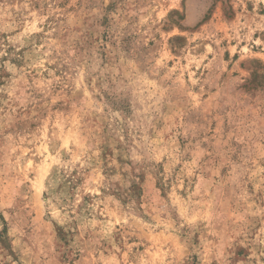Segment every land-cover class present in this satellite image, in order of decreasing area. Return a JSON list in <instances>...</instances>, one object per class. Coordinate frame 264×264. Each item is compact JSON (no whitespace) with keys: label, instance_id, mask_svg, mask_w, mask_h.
I'll use <instances>...</instances> for the list:
<instances>
[{"label":"rangeland","instance_id":"374dc122","mask_svg":"<svg viewBox=\"0 0 264 264\" xmlns=\"http://www.w3.org/2000/svg\"><path fill=\"white\" fill-rule=\"evenodd\" d=\"M0 264H264V0H0Z\"/></svg>","mask_w":264,"mask_h":264}]
</instances>
